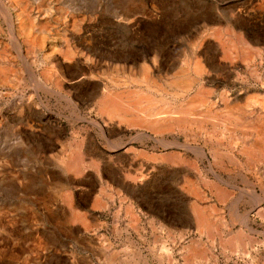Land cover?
<instances>
[{
    "label": "rangeland",
    "instance_id": "374dc122",
    "mask_svg": "<svg viewBox=\"0 0 264 264\" xmlns=\"http://www.w3.org/2000/svg\"><path fill=\"white\" fill-rule=\"evenodd\" d=\"M263 119L264 0H0V264H264Z\"/></svg>",
    "mask_w": 264,
    "mask_h": 264
},
{
    "label": "bare ground",
    "instance_id": "6f19581e",
    "mask_svg": "<svg viewBox=\"0 0 264 264\" xmlns=\"http://www.w3.org/2000/svg\"><path fill=\"white\" fill-rule=\"evenodd\" d=\"M6 14H8V13H6ZM10 19V18H9ZM9 24V23H8ZM220 33V32H219ZM217 35V34H216ZM241 41H243V39H240ZM218 44V43H217ZM241 44L244 46L245 44H244V41L243 42H241ZM222 45V44H221ZM223 46V45H222ZM222 48V47H221ZM225 50V49H224ZM197 68H199V66H197ZM150 74V73H149ZM191 78V77H190ZM189 81V80H188ZM132 82V81H131ZM181 82V81H180ZM188 83V82H187ZM178 84V83H177ZM182 84V83H181ZM176 86V85H175ZM186 88V87H185ZM150 89V88H149ZM152 89V88H151ZM206 91V90H205ZM200 93V92H199ZM204 93V92H203ZM208 93V92H207ZM201 94V93H200ZM205 94V93H204ZM206 95V94H205ZM112 96V95H111ZM139 98V97H138ZM104 99H105V97H104ZM202 99V98H201ZM195 101H196V99H195ZM120 102H121V98H119V97H117V96H114L113 98H110V99H107V100H103V99H99V103H100V107H101V109L103 110V112L104 111H107V110H109V112H110V114L112 113V111H114L115 113L116 112H124L125 111V108L122 106V105H120ZM188 103V102H187ZM224 103V102H223ZM124 104V103H123ZM128 104V103H127ZM178 111V110H177ZM227 111V110H226ZM190 112V111H189ZM163 113H169V112H163ZM179 113H180V111H179ZM240 113V112H239ZM243 113V112H242ZM114 114V113H113ZM112 114V115H113ZM133 114V113H132ZM173 114H175V113H173ZM172 114V115H173ZM192 114V113H191ZM248 114V113H247ZM160 115H161V113H160ZM183 115V114H182ZM245 115V114H244ZM114 116V115H113ZM155 117L156 116V113H154V112H152V113H150L149 115H147V117L148 118H150V117ZM157 116H158V114H157ZM162 116V115H161ZM171 116V115H170ZM110 117H112V116H110ZM109 117V118H110ZM116 117V116H115ZM164 117H166V116H164ZM177 117V116H176ZM212 117V116H211ZM220 117V116H219ZM219 117H218V119H219ZM223 117V116H222ZM161 118V117H160ZM172 118H174V117H172ZM216 118V117H215ZM248 118V117H247ZM120 119V118H119ZM147 119V118H146ZM164 119V118H163ZM206 119V118H205ZM204 119V120H205ZM210 119V118H209ZM239 119V118H238ZM140 120V119H139ZM152 120V119H151ZM154 120V122H148V126L150 127V128H152L154 125H156V126H154L155 128L156 127H158L159 125H157V124H159L160 123V119L159 118H156V119H153ZM152 120V121H153ZM185 120V119H184ZM196 120V119H195ZM208 120V119H207ZM206 120V121H207ZM221 120V119H220ZM243 120V119H242ZM256 120V119H255ZM162 121V120H161ZM169 121H170V119H169ZM183 121V120H182ZM202 121V120H201ZM241 120H239V122H240ZM247 121V120H246ZM261 121V120H260ZM263 121H264V119H263ZM249 122V121H248ZM132 123H134V121L132 122ZM131 123V124H132ZM138 123V122H137ZM137 123H135V125L137 124ZM147 122H145L144 124H146ZM164 123V122H163ZM170 123V122H169ZM183 123V122H182ZM195 123V122H194ZM219 123V122H218ZM242 123V122H241ZM262 122H259V127H257L256 128V133L257 134H255L256 135V137H257V135H258V137H260V141H259V143H258V146H254V143H253V145H251V142H248L249 144V146L250 147H248L246 150H245V154L247 155V157H249L250 159L253 157L254 158V156L256 155H263V152H264V142H262V141H264V126H263V124H261ZM162 124V123H161ZM160 124V125H161ZM229 124V123H228ZM245 125H246V123H244ZM255 124V123H254ZM165 125V124H164ZM200 125V124H199ZM231 125V124H230ZM262 125V126H261ZM168 126V125H167ZM191 126V125H190ZM233 126V125H232ZM251 126V125H250ZM161 127V126H160ZM240 127V126H239ZM244 127V126H243ZM252 127H253V125H252ZM163 128V127H162ZM165 128V127H164ZM219 128V127H218ZM227 129V128H226ZM158 130V129H157ZM181 130V129H180ZM191 130V129H190ZM207 131V130H206ZM227 131V130H226ZM183 132V131H182ZM231 132V131H230ZM220 133V132H219ZM215 134V133H214ZM223 134V133H222ZM225 134V133H224ZM233 134H234V132H233ZM244 134V133H243ZM251 134V133H250ZM254 134V133H253ZM209 135V134H208ZM248 136V135H247ZM209 137V136H208ZM225 137V136H224ZM232 137V136H231ZM239 137V136H238ZM221 138V137H220ZM210 139V138H209ZM229 139H231V138H229ZM243 139V138H242ZM235 140V139H234ZM237 140V139H236ZM250 140V139H249ZM255 140V139H254ZM241 141V140H240ZM232 142H233V140H232ZM246 142V141H245ZM244 142V143H245ZM247 143V142H246ZM245 143V144H246ZM256 143V142H255ZM244 144V145H245ZM257 144V143H256ZM232 145H234V143L232 144ZM247 145V144H246ZM242 146V145H241ZM246 147V146H245ZM243 148H244V146H243ZM243 148H241V149H243ZM255 148H257V150H258V153H256V152H254V150H256ZM240 149V150H241ZM262 149V150H261ZM239 150V151H240ZM256 150V151H257ZM243 153V152H242ZM253 153H256V154H254L253 155ZM244 154V153H243ZM244 154V155H245ZM245 155V156H246ZM248 155H250V156H252V157H250V156H248ZM255 156V157H256ZM257 156V157H258ZM259 156V157H260ZM75 160L73 161V163H71V165H68V168L69 169H72V168H74L75 170L77 169V165L81 162V156L79 155V154H77V155H75ZM256 157V158H257ZM264 157V156H263ZM154 159V158H153ZM233 159V158H232ZM255 159V158H254ZM257 160V159H256ZM264 161V160H263ZM250 164V163H249ZM200 217V216H199ZM203 220V219H202ZM215 240V239H214ZM195 244V243H194ZM197 246V245H196ZM196 248V247H195ZM198 250V249H197ZM189 251V250H188ZM192 251H196V250H192ZM194 254V253H193ZM196 254H197V252H196ZM190 255V254H189Z\"/></svg>",
    "mask_w": 264,
    "mask_h": 264
},
{
    "label": "crops",
    "instance_id": "0c3cea01",
    "mask_svg": "<svg viewBox=\"0 0 264 264\" xmlns=\"http://www.w3.org/2000/svg\"><path fill=\"white\" fill-rule=\"evenodd\" d=\"M217 156L219 157L220 154L216 155V157L213 156L212 158H217ZM209 189L211 191H213V192L218 193L219 196L223 198V197H225V193L231 190V185L230 184H226L225 182H218V184L210 185ZM260 193H263L264 194V189L261 188L260 189ZM227 198H228V195H227ZM263 201H264V198H263ZM182 229L183 228H181V227L180 228L179 227H176L175 228L176 232H179ZM209 229H206L204 227L202 228V230H203L202 231V234H204L203 236H201L202 239H214L215 238L214 235L205 234V232L207 233L209 231ZM260 233H261V231H260Z\"/></svg>",
    "mask_w": 264,
    "mask_h": 264
}]
</instances>
